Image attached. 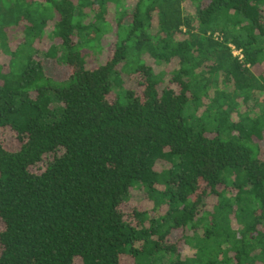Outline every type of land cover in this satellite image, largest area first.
<instances>
[{
	"label": "trees",
	"instance_id": "obj_1",
	"mask_svg": "<svg viewBox=\"0 0 264 264\" xmlns=\"http://www.w3.org/2000/svg\"><path fill=\"white\" fill-rule=\"evenodd\" d=\"M6 128L0 264H264V0H0Z\"/></svg>",
	"mask_w": 264,
	"mask_h": 264
},
{
	"label": "rangeland",
	"instance_id": "obj_2",
	"mask_svg": "<svg viewBox=\"0 0 264 264\" xmlns=\"http://www.w3.org/2000/svg\"><path fill=\"white\" fill-rule=\"evenodd\" d=\"M110 7V6H109ZM112 7V6H111ZM189 11L192 12V8L191 6H189L188 8ZM126 19H129V16L126 18ZM42 47H45L44 44L41 45ZM111 54V50H108L107 51V55L109 56ZM148 64L149 65H153V63L151 62V60H148ZM43 66L45 68V72L50 76L52 77L53 79L55 80H58V81H61V80H64L66 79L70 73H71V70L69 68H66V67H60V66H57L54 62H48V61H44L43 62ZM154 68L155 70H171L170 67H167L165 65H161V66H155L154 65ZM256 72V74L260 73V70L259 68H255L254 69ZM139 78H129V79H126L125 82H124V88L125 89H130L134 92H136L138 95L141 94L143 88L142 86H139L137 84V81H138ZM114 95L112 94L111 95V98H113ZM263 101V93H260L258 95L255 96V100L250 104V106L252 107H256L259 103H261ZM16 134L13 133L10 129H1L0 130V144L6 149V150H9V151H13V150H16L18 148V142L16 140ZM259 146H260V149H261V154H262V157L264 158V140L259 143ZM42 167H44V164H41ZM42 167L40 169H42ZM159 168L160 169H163V168H169V166L165 165V164H159ZM35 170H38V169H35ZM143 201V194L141 191H135L133 192V196L131 197V200L129 202V205H131L132 207L134 206H137V207H143L144 205H142V202ZM215 201V198L212 196L211 198H207V199H204V208H207L208 210H210L213 206V203ZM141 204V205H139ZM125 208V207H124ZM123 208V209H124ZM3 226L0 222V230H2ZM172 241H175L177 242V245L179 247V251L184 254V255H188L190 253H192L189 249V247H187L185 244H184V241H183V238H182V235L180 232H175L173 235H172ZM124 263L125 264H133V261L131 258H127V259H124ZM75 264H79V261H75Z\"/></svg>",
	"mask_w": 264,
	"mask_h": 264
},
{
	"label": "built area",
	"instance_id": "obj_3",
	"mask_svg": "<svg viewBox=\"0 0 264 264\" xmlns=\"http://www.w3.org/2000/svg\"><path fill=\"white\" fill-rule=\"evenodd\" d=\"M232 48V52H233V55L235 56V57H238L239 59H241L242 58V55H241V53H240V51H238V50H236L234 47H231Z\"/></svg>",
	"mask_w": 264,
	"mask_h": 264
},
{
	"label": "crops",
	"instance_id": "obj_4",
	"mask_svg": "<svg viewBox=\"0 0 264 264\" xmlns=\"http://www.w3.org/2000/svg\"><path fill=\"white\" fill-rule=\"evenodd\" d=\"M109 6H110L109 8H111V9H112V7H115V6H113V4H109ZM111 6H112V7H111ZM232 53H233V52H232Z\"/></svg>",
	"mask_w": 264,
	"mask_h": 264
}]
</instances>
